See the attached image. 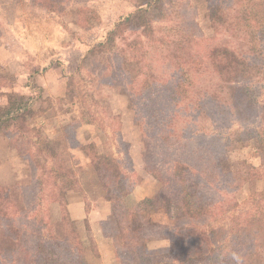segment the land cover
<instances>
[{"label": "trees", "instance_id": "16d2710c", "mask_svg": "<svg viewBox=\"0 0 264 264\" xmlns=\"http://www.w3.org/2000/svg\"><path fill=\"white\" fill-rule=\"evenodd\" d=\"M163 1L152 0L150 7L143 0L136 12L127 17L128 25L142 28V40L121 37L123 42L111 50L112 37L117 34L114 30L109 33L112 36L93 45V49L99 48L113 61L109 67L111 77L120 80L117 85L120 94L128 98L133 124L142 133L145 124L150 125L152 139L175 151L168 174L155 176L159 185L152 197L127 204L134 187L130 175L119 166L102 164L94 153L93 141L76 144L89 157L99 187L110 202L118 264H237L233 253L239 256L240 264H264V205L258 200V196L264 200V193H252L243 212L232 215V223L226 221L228 214L238 207L232 193L262 175L254 165L243 160L232 162L223 149L219 150V144H232L234 139L229 137L238 135V130L221 136L225 137L223 143H218L220 137L211 133L212 138L208 139L202 125L207 116L214 119L227 113L233 120L252 116L255 101L241 84L251 78L253 67L232 51L218 50L206 58L211 71L210 85H202L189 73L201 64V59H195L197 52L193 55L190 41L174 39L170 34L156 36L152 20L146 18L161 11ZM204 2L206 14L201 24L222 21L218 3ZM74 75L67 78L66 98L74 95L70 89ZM15 94L17 97L11 96L12 102L0 110V133L17 126L33 100L26 94ZM261 109L264 123V104ZM73 128L62 127L66 145L73 140L72 134L67 133ZM245 140L238 137L235 142L242 144ZM257 143L262 162L264 143L261 139ZM37 144L38 141L34 143ZM47 145L45 142L38 147V154L59 159L55 147ZM61 169L62 165L58 171L52 170L51 187L47 189L44 174L36 178L34 186L39 196L26 198L22 209L10 201L0 186V264H88L75 223L69 219L63 201L67 191L76 189L77 182L71 166L65 167V171ZM42 198L59 208L61 220L68 227L62 240L54 236L50 221L39 214ZM160 215H165L171 226L158 222L156 216ZM216 219L223 224L226 221L228 228L208 225ZM159 240L167 242V246H150Z\"/></svg>", "mask_w": 264, "mask_h": 264}, {"label": "rangeland", "instance_id": "374dc122", "mask_svg": "<svg viewBox=\"0 0 264 264\" xmlns=\"http://www.w3.org/2000/svg\"><path fill=\"white\" fill-rule=\"evenodd\" d=\"M142 1L0 0V35L5 33L9 35L12 29L18 27L20 31L16 32L17 35L24 37L26 41L14 45L20 55L19 58L6 64L0 63V95H3L0 97V103L6 106L12 102L11 96L17 97L14 92L24 93L26 86H34L32 87L34 91L27 94L32 96L33 100L22 114L18 125L12 124L14 126L4 131L8 138L0 136V149L4 153L2 157H6L5 153L8 150L17 153L12 160L14 168L5 167L0 177L4 180L17 177L15 185L10 184L12 187H9V191L2 188L7 194L10 193L8 194L10 201L13 204L16 202L18 208L24 207L26 198L39 196L38 192L36 193L38 188L34 186L37 177L44 174L42 176L44 189L51 187L53 178L51 172L58 171L60 165L62 171H65L64 168L67 166L72 167V177L79 180V182L76 180V188L86 185L81 184L80 179H86L89 188L94 183L98 184L89 157H87L88 161L82 158L83 152L76 145L79 142L93 141L94 153H97L99 161L107 167L119 166L123 172L129 174L130 180L134 182V189L137 184L147 188L150 185L158 186L159 182L155 176L165 177L168 174L170 162L174 157L171 155H175V151L165 149L164 145L152 139L150 125L145 124V131L142 133L133 124V111L128 98L120 94L117 85L120 80L111 77L109 67L113 65V61L109 54L100 53L99 48L93 49V45L106 41L109 33L114 30L117 34L112 37L111 50L117 43L123 42L121 37L129 41L142 40L144 38L142 28L128 25L126 22L127 17L136 12ZM212 1L220 6L222 21L218 23L201 24L206 14L204 0H164L162 10L155 11L146 18L152 20L156 36L170 34L174 39L190 41L193 45V55L196 56L194 52H197L198 58L195 59L198 61L201 59V64L189 73L202 85H207L211 78L206 58L213 56L218 50L232 51L253 67L251 78L241 84L249 89L255 101L256 108L252 116L233 120L225 113L214 119L207 116L202 122L206 127V133L209 134L207 138H212L214 133L213 135L221 139L218 143H223L225 137L221 136L227 137L229 131L238 130V135L229 137L230 140L234 139L232 144L228 147H220L222 144H219V150L223 149V153H226L232 162L243 160L254 165L262 175L261 179L247 182L232 193L238 207L228 214L226 221L231 222L232 215H238L239 211L243 212L246 208L245 204L252 193L256 195L264 193V165H262L264 160L260 161L256 150L259 147L258 139L264 143V123L261 113L264 104V0ZM148 4L152 7V0H147ZM35 37L38 40L44 38V48H39V45L34 43ZM44 60L47 61L46 65L66 64V68L71 69L66 75L75 74L70 88L74 93L71 98H47L38 90L34 79H26L22 76L21 71L26 70L24 74H27V70L40 68ZM1 109L3 108L0 107ZM207 113L211 111L208 110ZM43 117L46 122L40 126L38 119L42 120ZM65 125L74 126L67 131L72 134L74 141L70 140L67 145L62 130ZM238 137L242 141L246 140L242 144L236 143L235 139ZM6 140L9 142L6 143ZM36 141L38 144L35 146ZM45 142L55 147L59 159H52L44 153L38 154L37 148L43 147ZM3 160L5 159H1L4 164ZM134 166L141 173L147 174L148 179L145 180L140 173L133 174ZM234 169L238 170V168ZM140 191H142L139 193L141 196L147 192L143 188ZM43 199L39 214L50 221L53 234L57 238L55 226L63 221L61 213L57 205H50L45 201L46 197ZM258 200L264 205V200L260 196ZM134 202L131 196L126 199L127 204ZM156 219L171 226V221L165 215L156 216ZM226 221L223 224V221L216 219L208 225L228 228ZM195 224L197 226L198 222ZM75 227L77 230L76 224ZM67 229L63 221L60 230L61 232L64 230L63 233L66 234ZM79 229L77 237L81 242L83 255L85 252L89 254V247L90 250L95 247L86 235L87 226L80 224ZM158 245L166 247L167 242L159 240L150 243L151 247H159ZM115 254L114 251L113 259L109 264H118Z\"/></svg>", "mask_w": 264, "mask_h": 264}, {"label": "crops", "instance_id": "0c3cea01", "mask_svg": "<svg viewBox=\"0 0 264 264\" xmlns=\"http://www.w3.org/2000/svg\"><path fill=\"white\" fill-rule=\"evenodd\" d=\"M18 31H20V29L17 27V29H12L11 34L9 35H6L7 33L0 35V63L6 64V62H10L15 58H19L20 55L16 52L14 45L17 42L20 44L25 43L26 41L24 40V37H20L17 35L16 32ZM41 41H43V43H41ZM34 43L36 45H39V48H44V38L38 40V38L35 37ZM21 47L22 49H24V46L21 45ZM46 64L47 61L44 60V63L41 64L42 67H35V70L32 71L27 70V74H24L26 70L21 71L23 72L22 76H24L26 79H34L38 90L42 91V94L45 97L64 99L66 97L67 78L68 76H70L66 75V72L70 71L71 69H67L66 64ZM32 87L30 85L26 86L24 93L19 94L27 95L28 92H33L34 89ZM0 97H3V95L1 94ZM0 107L4 109L7 107V105L5 106L4 103H0ZM43 118L44 119L42 120L38 119V123L40 124V126L46 122L45 117ZM0 136L4 137L5 139L8 138V135H5L4 132L0 133ZM7 140L6 143L9 142ZM3 154L4 153H2L0 149V173L4 170L5 167L8 169L14 168V163L12 162V160L15 159V155L17 153H15L14 150H8V152L6 151L5 155L10 159H7L5 156L2 157ZM83 156L84 157L82 158L88 161V158L84 152ZM1 159H5L3 160L4 164ZM133 170V174L140 173V176L144 177L145 180L148 179V175L146 174V176L144 173H141V171L138 170L135 166L133 167ZM16 178V176H13V178H6V180H4L0 177V186L4 187L5 191H9V187L14 186L17 182ZM77 182H79V180ZM80 183L86 185H84L82 188L78 187L74 190H69L64 196V204L68 217L72 222L76 224L78 231H80V224H84L87 226L86 235H88V238H90L92 241L93 247H95L93 248V250H90L91 247H89L88 253L91 255L87 254L86 252L84 253L86 260H88L87 262H89V264H109L113 259L112 255L115 251V238L112 234V227L110 224V202L105 198L104 194L101 191V188L99 187V184L94 183V185L89 188L87 187L86 179H80ZM10 184L12 186H10ZM143 186L144 185L137 184L136 189H134L133 187L130 196L135 202L147 197H152L158 188L157 184L154 186L150 185L149 188ZM141 188H143L144 191H147L142 196L141 194H139L142 192L140 191ZM146 188L148 190H146ZM91 191H94V194L91 193ZM15 203L16 202H14V205L17 207ZM22 208L23 207H19L18 209ZM61 223H63V221H60L58 223V226H55L56 232L58 233H56L58 235V240H62L66 235L63 233L64 230H62V232L60 230Z\"/></svg>", "mask_w": 264, "mask_h": 264}, {"label": "clouds", "instance_id": "9594fccd", "mask_svg": "<svg viewBox=\"0 0 264 264\" xmlns=\"http://www.w3.org/2000/svg\"><path fill=\"white\" fill-rule=\"evenodd\" d=\"M232 258L237 261V264H240V258L235 253H233V257Z\"/></svg>", "mask_w": 264, "mask_h": 264}]
</instances>
